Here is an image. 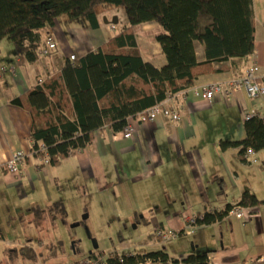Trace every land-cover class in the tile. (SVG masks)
I'll use <instances>...</instances> for the list:
<instances>
[{
  "label": "crops",
  "instance_id": "crops-1",
  "mask_svg": "<svg viewBox=\"0 0 264 264\" xmlns=\"http://www.w3.org/2000/svg\"><path fill=\"white\" fill-rule=\"evenodd\" d=\"M253 8V54L243 60L214 64V69L227 71L201 75L193 86L227 84L254 65L264 71V0H253ZM113 10L117 13L110 14L112 10L105 11L102 7L96 9V29L83 20L59 17L51 28L38 33L32 61L17 55L9 39L0 43V163L14 152L26 155L20 177L0 175V256L21 259L18 250L26 247L40 257L43 253L38 249L44 247L45 261L55 258L57 254L48 257V246L62 242L46 243L36 229L48 220L65 223L67 197L80 204L87 198L103 196L111 205L119 198L126 202V208L116 211L129 214L127 222L130 218L154 229L177 228L185 212L198 216L225 209L239 204L248 193L260 202L252 208L254 216L249 221L223 218L188 237L195 236L197 247L205 248L206 264H249L248 260L264 252V150L247 159L240 146L222 144L246 139V115L264 121V98L251 99L241 92L206 102L178 93L175 98L182 111L177 123L159 117L152 124L136 125L127 140L114 141L113 133L107 129L96 132L89 149L75 152L59 166L31 156V117L11 101L25 95L39 80L60 72L69 56L80 59L128 28L124 11ZM114 17L116 25L110 23ZM133 30L142 60L156 68L163 67L165 56L154 39L159 33L156 24L142 23ZM49 36L55 39L56 49L46 57H39L38 51ZM195 53L198 61L204 60L203 45L195 43ZM128 123H133L132 119ZM63 169L68 173L63 174ZM148 199L150 205L146 203ZM59 201L64 206L63 219L50 213ZM153 211L163 215L144 216ZM190 255L201 256L188 254L182 259Z\"/></svg>",
  "mask_w": 264,
  "mask_h": 264
},
{
  "label": "trees",
  "instance_id": "trees-1",
  "mask_svg": "<svg viewBox=\"0 0 264 264\" xmlns=\"http://www.w3.org/2000/svg\"><path fill=\"white\" fill-rule=\"evenodd\" d=\"M98 7L122 9L129 27L96 51L73 62L67 60L60 72L11 101L31 117V156L47 158L51 166L89 149L96 132L123 131L129 119L191 88L197 77L227 71L214 69V64L253 54V0H0V43L9 39L17 55L32 61L41 30L51 28L61 16L83 20L96 29ZM142 23H154L159 31L154 39L166 60L161 68L141 58L133 28ZM195 43L204 47L203 61L196 58ZM244 129L243 142L222 146H240L241 153L247 148L264 150V121L255 116L246 121ZM238 205L253 208L260 202L245 193ZM230 208L221 213L205 212L197 222L209 225L220 221ZM50 213L63 219V203L56 202ZM48 249V257L54 256L62 244ZM18 253L29 262L40 255L26 247ZM97 254L103 252L97 250L91 256ZM146 259L157 264L207 263L206 255L170 263L160 250L124 258L122 264H143ZM108 264L120 263L115 258Z\"/></svg>",
  "mask_w": 264,
  "mask_h": 264
},
{
  "label": "rangeland",
  "instance_id": "rangeland-1",
  "mask_svg": "<svg viewBox=\"0 0 264 264\" xmlns=\"http://www.w3.org/2000/svg\"><path fill=\"white\" fill-rule=\"evenodd\" d=\"M112 11L110 14L117 13L116 10L112 9ZM63 170V174L68 173L67 169ZM67 199V215L64 224L59 220H48L46 223H40L36 229L40 239H44L46 243L62 242V250L59 249L60 251L55 258L45 261L46 251L43 247L38 249V252L43 253V255L35 262L22 260L20 257L8 260L6 257L2 258V255L0 256V264H73L92 257L88 254L93 250L94 245H97V250L105 252L102 255L98 254V256H105L111 252L116 254L115 251L118 252L119 250L134 251L136 255H143L144 251L151 252L164 249L170 263L182 259L183 255H203L205 253L204 247H197L195 236H181L176 241L162 243L153 235L152 225L134 223L130 218L127 222L126 217H129V214H120L116 211L126 208V202L119 198L113 200L115 205H111L103 196H95L93 199L87 198L85 202L80 204L70 197ZM149 202L150 199L146 200L147 204ZM161 215H163L162 212L155 211L144 214L147 218H157ZM85 216L86 218L83 219ZM156 243H160L162 246L154 245Z\"/></svg>",
  "mask_w": 264,
  "mask_h": 264
},
{
  "label": "built area",
  "instance_id": "built-area-1",
  "mask_svg": "<svg viewBox=\"0 0 264 264\" xmlns=\"http://www.w3.org/2000/svg\"><path fill=\"white\" fill-rule=\"evenodd\" d=\"M56 41L52 36L46 38L44 45L39 49L38 56L46 57L53 50L56 49ZM69 61L73 62L76 58L71 55L69 56ZM42 83L41 80L38 81V85ZM245 92L246 95L251 99H262L264 98V71H261L257 66L249 67L245 73L239 77L231 80L227 84L224 83H215L210 85H194L191 88L181 92L185 97L192 95L195 98H200L206 102H212L215 98L225 97L229 98L237 93ZM176 94L168 96L160 104L147 109L139 113L135 118H132L133 123H128L126 128L119 132L113 133L112 139L117 141L118 138L121 139H130L135 132L136 125H147L154 123L157 118L162 117L174 124L180 121L182 106L180 103L176 102ZM255 117L254 115H246L245 120H249ZM261 119V118H260ZM40 150L44 151V146L40 144ZM246 158H253L254 151L251 148L245 150ZM26 155L21 152H14L10 157L3 163H0V175L5 173L12 175L14 177H20L22 173V167L25 162ZM45 164H48L47 158L44 159ZM252 163H255V160L252 159ZM148 175L151 174V171L147 172ZM221 213L224 212V209L210 211L209 213ZM203 215V214H202ZM202 215H195L191 213H183L181 215V220L179 221L180 226L177 228H172L169 226H157L153 230V235L162 241V243L168 241H175L181 236H192L196 230L203 227V224H199L197 221L202 218ZM254 216L252 207H244L240 205L231 206V208L226 212L224 218H235L237 220L249 221ZM123 247V246H121ZM120 247V248H121ZM122 249V248H121ZM108 253L105 256H96L88 257L82 261L73 263V264H108L110 260L115 258L120 264L123 263L124 258H130L136 256V253L133 251L125 250L118 252ZM184 260V259H183ZM159 261V260H158ZM181 262L182 259L177 260ZM152 262L151 259H146L144 263ZM249 264H264V252L254 256L248 260Z\"/></svg>",
  "mask_w": 264,
  "mask_h": 264
},
{
  "label": "water",
  "instance_id": "water-1",
  "mask_svg": "<svg viewBox=\"0 0 264 264\" xmlns=\"http://www.w3.org/2000/svg\"><path fill=\"white\" fill-rule=\"evenodd\" d=\"M110 23H111L112 25H116V24H117V19H116V17H114V18L111 20ZM85 218H86V216H85L83 219H85ZM93 250H97V245H94Z\"/></svg>",
  "mask_w": 264,
  "mask_h": 264
},
{
  "label": "flooded vegetation",
  "instance_id": "flooded-vegetation-1",
  "mask_svg": "<svg viewBox=\"0 0 264 264\" xmlns=\"http://www.w3.org/2000/svg\"><path fill=\"white\" fill-rule=\"evenodd\" d=\"M95 251H97V250H92L91 252H89V255H92V254H93V252H95ZM96 256H98V254H97V255H95V256H92V257H96Z\"/></svg>",
  "mask_w": 264,
  "mask_h": 264
}]
</instances>
